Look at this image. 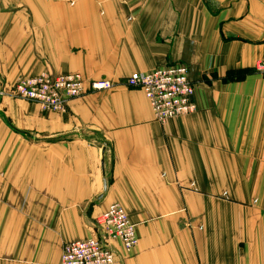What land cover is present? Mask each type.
<instances>
[{
  "label": "crops",
  "instance_id": "obj_1",
  "mask_svg": "<svg viewBox=\"0 0 264 264\" xmlns=\"http://www.w3.org/2000/svg\"><path fill=\"white\" fill-rule=\"evenodd\" d=\"M174 62L197 111L163 125L125 81ZM44 71L115 86L0 95V264H61L115 202L116 264H264V0H0V90Z\"/></svg>",
  "mask_w": 264,
  "mask_h": 264
},
{
  "label": "built area",
  "instance_id": "obj_2",
  "mask_svg": "<svg viewBox=\"0 0 264 264\" xmlns=\"http://www.w3.org/2000/svg\"><path fill=\"white\" fill-rule=\"evenodd\" d=\"M126 84L140 88L148 98L155 119L166 124L169 120L195 113V84L187 64L174 62L149 72H135ZM115 86L110 80L86 83L79 73L53 74L44 71L23 77L0 95H12L37 103L44 112L64 113L69 101L89 91H105ZM97 235L65 243L61 264H116L119 243L125 253H132L139 244L136 225L125 207L115 202L95 220Z\"/></svg>",
  "mask_w": 264,
  "mask_h": 264
},
{
  "label": "trees",
  "instance_id": "obj_3",
  "mask_svg": "<svg viewBox=\"0 0 264 264\" xmlns=\"http://www.w3.org/2000/svg\"><path fill=\"white\" fill-rule=\"evenodd\" d=\"M227 77H230L232 79H242L244 77V74L239 70L230 71Z\"/></svg>",
  "mask_w": 264,
  "mask_h": 264
},
{
  "label": "rangeland",
  "instance_id": "obj_4",
  "mask_svg": "<svg viewBox=\"0 0 264 264\" xmlns=\"http://www.w3.org/2000/svg\"><path fill=\"white\" fill-rule=\"evenodd\" d=\"M22 99V98H21Z\"/></svg>",
  "mask_w": 264,
  "mask_h": 264
}]
</instances>
